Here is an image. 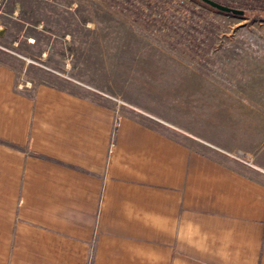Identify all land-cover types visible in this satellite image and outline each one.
Masks as SVG:
<instances>
[{"label": "crops", "instance_id": "obj_1", "mask_svg": "<svg viewBox=\"0 0 264 264\" xmlns=\"http://www.w3.org/2000/svg\"><path fill=\"white\" fill-rule=\"evenodd\" d=\"M51 17L14 18L46 61L78 33ZM23 72L0 62V264H264V111L194 114L182 139Z\"/></svg>", "mask_w": 264, "mask_h": 264}, {"label": "rangeland", "instance_id": "obj_2", "mask_svg": "<svg viewBox=\"0 0 264 264\" xmlns=\"http://www.w3.org/2000/svg\"><path fill=\"white\" fill-rule=\"evenodd\" d=\"M51 16L76 17L71 30L78 33L71 48L58 39L56 60L46 61L39 53L48 40L22 38L25 25L14 18L28 21L25 34L38 37L36 21L49 27ZM253 16H229L195 0H0V62L24 70L25 78L61 79L95 98L113 96L115 124L129 114L185 139L177 124L191 126L194 114L264 111V19ZM239 153L255 168L252 154H228L238 161Z\"/></svg>", "mask_w": 264, "mask_h": 264}, {"label": "trees", "instance_id": "obj_3", "mask_svg": "<svg viewBox=\"0 0 264 264\" xmlns=\"http://www.w3.org/2000/svg\"><path fill=\"white\" fill-rule=\"evenodd\" d=\"M195 1H197V0H195ZM214 1H216L222 5H225L227 7L233 8V9L242 10V11H244V16H246L248 13H252L254 15L253 17L264 19V0H214ZM197 2H199V1H197ZM200 3H202V2H200ZM205 6H207V5H205ZM207 7H209V6H207ZM209 8H211V7H209ZM211 9H213V8H211ZM220 13H222V12H220ZM223 14H226L229 16H234V17H240V16H235L231 13H229V14L223 13Z\"/></svg>", "mask_w": 264, "mask_h": 264}, {"label": "water", "instance_id": "obj_4", "mask_svg": "<svg viewBox=\"0 0 264 264\" xmlns=\"http://www.w3.org/2000/svg\"><path fill=\"white\" fill-rule=\"evenodd\" d=\"M199 2H202L203 4L219 11V12H222V13H231L235 16H244V11L242 10H237V9H233V8H230V7H227L225 5H222L214 0H197ZM0 35H2V32L0 33Z\"/></svg>", "mask_w": 264, "mask_h": 264}, {"label": "built area", "instance_id": "obj_5", "mask_svg": "<svg viewBox=\"0 0 264 264\" xmlns=\"http://www.w3.org/2000/svg\"><path fill=\"white\" fill-rule=\"evenodd\" d=\"M2 28V26H1V24H0V29ZM118 125H119V119L117 118L116 119V124H115V128H117L118 127ZM238 155V156H237ZM236 156H237V159H238V161H240V162H242V163H248V162H246L245 160H248V158H247V156L244 154V153H239V154H237ZM250 160V159H249ZM248 160V161H249Z\"/></svg>", "mask_w": 264, "mask_h": 264}]
</instances>
